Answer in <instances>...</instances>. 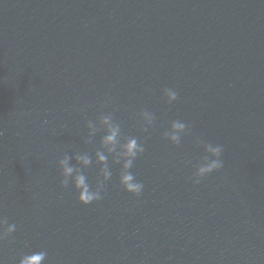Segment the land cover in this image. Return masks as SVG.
Wrapping results in <instances>:
<instances>
[{
	"label": "water",
	"instance_id": "obj_1",
	"mask_svg": "<svg viewBox=\"0 0 264 264\" xmlns=\"http://www.w3.org/2000/svg\"><path fill=\"white\" fill-rule=\"evenodd\" d=\"M0 221V264H264V0H0Z\"/></svg>",
	"mask_w": 264,
	"mask_h": 264
},
{
	"label": "clouds",
	"instance_id": "obj_2",
	"mask_svg": "<svg viewBox=\"0 0 264 264\" xmlns=\"http://www.w3.org/2000/svg\"><path fill=\"white\" fill-rule=\"evenodd\" d=\"M163 96L166 97V102L171 104L176 101L177 93L172 89H165ZM146 122L151 124L152 115L149 112L142 113ZM103 123L109 124L110 117H105L102 120ZM186 124L175 120L171 123L170 129L165 133V139L172 145H179L180 143V134L186 128ZM119 129L116 126H109L108 135L104 137V144L106 145H115L117 143V135ZM144 148L142 145L137 143L135 138H131L123 145L122 155L126 158L123 164L124 172L120 177L119 184L123 190L127 193H131L133 196H139L143 184L136 181L133 174L127 170L132 167L133 160L137 157L138 154L142 153ZM204 151L207 154L204 160L195 167V171L192 174L190 179L194 184H198L200 180L212 173L215 170H218L222 167V161L220 159L222 153V147L219 145H212L210 143L204 145ZM97 158L99 161L103 162L106 157L100 153H97ZM84 164H87L89 161L87 158H79ZM62 165H66V162H61ZM73 171L72 168L64 166V175L68 176ZM110 173H105V176H109ZM75 188L78 190L77 201L82 205H88L93 201H98L101 199V191H90L88 185L85 182V177L80 175L75 178ZM5 221H0V239H4L11 233L15 231L16 226L14 224L4 227ZM46 258V253L44 251L34 252L30 255H23L18 261V264H43Z\"/></svg>",
	"mask_w": 264,
	"mask_h": 264
}]
</instances>
